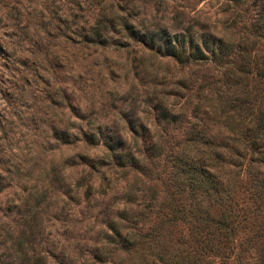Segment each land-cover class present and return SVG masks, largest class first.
I'll use <instances>...</instances> for the list:
<instances>
[{
  "label": "rangeland",
  "instance_id": "obj_1",
  "mask_svg": "<svg viewBox=\"0 0 264 264\" xmlns=\"http://www.w3.org/2000/svg\"><path fill=\"white\" fill-rule=\"evenodd\" d=\"M260 116L264 0H0V264H161L176 250L232 264L244 237L252 261L264 216L205 248L188 222L160 224L171 185L155 177L173 168L144 149L158 136L163 150L218 151L252 207L264 165L243 130ZM117 138L138 166L115 165L104 143ZM153 227L136 250L110 234Z\"/></svg>",
  "mask_w": 264,
  "mask_h": 264
},
{
  "label": "trees",
  "instance_id": "obj_2",
  "mask_svg": "<svg viewBox=\"0 0 264 264\" xmlns=\"http://www.w3.org/2000/svg\"><path fill=\"white\" fill-rule=\"evenodd\" d=\"M168 53L179 61L187 58V55H183L179 50L171 49ZM163 117L167 116L163 115ZM243 131L249 133L247 139L249 148L260 153L256 157V161H262L260 164L263 166L264 160L261 158L264 157V153H262L261 147L257 145V141L264 137V118L260 116L254 128L250 129L248 125ZM203 138L196 132H190L186 140H203ZM104 144L116 166H130L133 168L138 166L139 160L136 151L127 148L122 138H117L113 142L107 141ZM157 144L158 136L150 140L149 146L144 151L151 156H161L162 159L169 161L170 167L173 168L172 172L165 173L164 178L158 179V177H155V180L160 181L161 184L164 182V184L170 183L171 185L170 190L167 189L165 192L166 197L164 200L157 201L158 208L162 209L163 212V217L159 219L162 222L160 224H174L178 221L188 222L189 227L191 226L193 229L190 228L196 234H199V239L203 240L205 248L212 244L211 240L218 233L219 235L220 233L229 235L234 230L233 234L238 235L242 232V235H246L245 228L246 226L250 227L249 224L252 223L250 218L255 219L257 216L263 218L264 176H255L248 179L253 197L251 198L253 205L249 207L246 204H239L233 197L230 179L228 176L227 178L224 177L223 173L231 172V168L226 166L230 163L234 165V162L224 161L225 166L223 167L222 161L217 162V159H219L218 151H205L203 148L196 147V151L191 153L189 148L185 149L186 147L183 146L163 150L157 147ZM86 163L90 165L89 162L86 161ZM185 195L188 199L185 198ZM125 198L130 201L127 195ZM244 201H241V203ZM214 204H217L215 213L210 212V207ZM158 227H153L150 231L141 235L137 233L128 235L118 229L111 230L110 234L117 238L119 248L136 250L137 247H141L144 237L153 240L158 236L160 233ZM253 234L256 237L264 236V228L262 233L257 229L253 230ZM250 240L254 241V239L248 237H244L243 244L238 241L237 250L232 251V264H264V248L261 246L255 251L253 260L249 259V256H253L249 251L251 245L248 241ZM146 250L143 255L149 257L150 254L147 253H150V250ZM158 258L162 261L161 264H203L198 255L192 256L178 250L171 251L167 255L164 253L161 255V252H159Z\"/></svg>",
  "mask_w": 264,
  "mask_h": 264
}]
</instances>
